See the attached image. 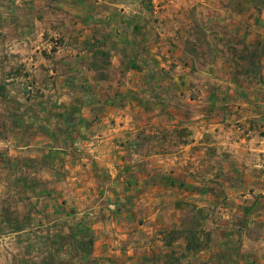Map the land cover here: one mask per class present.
<instances>
[{
  "label": "rangeland",
  "instance_id": "1",
  "mask_svg": "<svg viewBox=\"0 0 264 264\" xmlns=\"http://www.w3.org/2000/svg\"><path fill=\"white\" fill-rule=\"evenodd\" d=\"M102 1L93 5L94 0H0V264H264L249 252L264 256V245L243 246L241 233L233 227L222 230L215 212L190 217L188 210L198 206L192 201L186 202L190 206L170 204L178 208V216H165L170 227L154 236L155 227H150L154 221L146 214L143 238L153 246L145 249L142 260L138 253L137 259L135 254L126 255L118 236L126 230L124 220L117 216V224L108 210L122 202V183L115 186L119 195L110 197L102 188L103 177L78 166L75 160L86 157V146L19 147L31 130L26 114L38 109L35 99L50 94L44 89L49 80L65 78L61 75L66 65L59 62L63 55L58 51L65 45L71 47L65 48L66 57L80 56L96 68L107 69L111 80L186 76L220 80L232 69L220 68L218 61L231 56L243 60L242 69L256 67L260 54L247 47L256 39L245 42L238 35H224L218 28L225 23L209 22L208 11L190 0H115L122 5H114L109 18L94 19V13L109 10L107 0ZM64 11L74 14L82 29L94 28L105 36L66 38L57 33ZM186 47L192 49L191 59L208 63L209 75L197 67L186 71L189 63L180 51ZM133 58L143 63L141 72ZM48 106L51 117L60 112L51 99ZM3 110L10 115L2 116ZM50 121L60 125L54 118ZM32 139L39 140L34 135ZM140 203L144 204L140 216L161 206L154 198L145 197ZM135 219L136 214L131 216ZM101 221L108 226L97 227ZM95 236L108 241L96 245Z\"/></svg>",
  "mask_w": 264,
  "mask_h": 264
},
{
  "label": "crops",
  "instance_id": "2",
  "mask_svg": "<svg viewBox=\"0 0 264 264\" xmlns=\"http://www.w3.org/2000/svg\"><path fill=\"white\" fill-rule=\"evenodd\" d=\"M190 1L208 11L209 22L225 23L218 28L224 35H238L245 42L256 39L247 46L250 53L260 54L256 67L242 69L243 60L231 56L218 61L223 65L220 68L232 69L225 79L111 80L107 69L96 68L80 56L66 57L65 48L71 47L65 45L58 50L64 57L59 62L66 65L61 75L64 80H49L44 89L50 94L37 97L38 109L25 113L31 130L19 147L42 145L46 150H59L65 143L86 146V157L75 160L78 166L94 170L96 178L103 177L102 188L110 197L119 195L115 186L122 183V202L108 210L117 224L118 217L124 220L127 231L118 235L124 252L135 254L136 259L138 253L139 260L152 243L143 238V230L148 228L146 214L154 221L150 226L155 227L154 236L170 227L165 216H178V208L170 204L190 206L187 201L198 203L196 210H188L190 217L215 212L217 225L240 232L243 246L264 245V0ZM99 2L94 0L93 5ZM104 3L109 10L94 13V19L109 18L112 7L122 5L115 0ZM58 21L55 31L66 38L105 36L94 28L82 29L72 13L64 11ZM191 50L180 49L189 63L186 71L197 67L209 75L205 71L208 63L191 59ZM135 62L138 67L132 65L141 72L140 58ZM49 99L61 108L52 117ZM4 111L2 116L9 114ZM51 118L60 125L51 123ZM62 125L63 129L57 128ZM33 135L39 140L33 141ZM145 197L154 198V203L156 199L161 206L144 210L140 216V205H144L140 201ZM134 214L138 219L132 221ZM106 225L101 221L97 227ZM101 241L108 239H93L95 244ZM249 252L264 262V256Z\"/></svg>",
  "mask_w": 264,
  "mask_h": 264
}]
</instances>
